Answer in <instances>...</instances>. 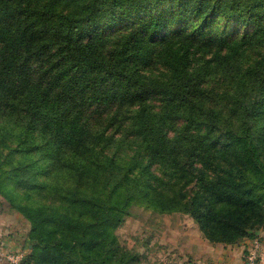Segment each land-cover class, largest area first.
I'll return each instance as SVG.
<instances>
[{"label":"trees","instance_id":"1","mask_svg":"<svg viewBox=\"0 0 264 264\" xmlns=\"http://www.w3.org/2000/svg\"><path fill=\"white\" fill-rule=\"evenodd\" d=\"M162 5L138 28L107 34ZM216 19L252 31L235 40L219 39L210 59L196 65L204 56L196 58L190 34L169 28L181 30L190 22L207 26ZM248 51L257 57L244 65ZM140 64H159L168 74L147 80L138 75ZM218 71L230 72L233 86L223 128L220 109L204 103L203 86ZM151 96L163 102L158 112L145 104ZM95 103L129 112L134 107L120 120H128L140 137L138 147L149 163L166 164L170 178L195 182L205 197L157 200L165 210L189 213L216 243L235 244L264 227V0H0V132L4 124L25 128L24 134L41 125L42 134L59 148L78 149L84 160L71 163L76 170L94 162L111 175L119 171L115 183L125 190V205L148 201L147 191L129 177V167L116 166L109 156L102 163V151L93 142L98 134L88 130L81 115V106ZM181 118L185 130L170 135L167 123ZM219 160L226 163L222 179L208 174ZM149 168L144 167L148 174ZM10 174L18 184L40 185L32 171L15 167ZM78 196L92 211L90 219L16 207L31 223L35 264H139L128 250L112 261L118 247L107 235L123 223L125 209L87 193ZM47 224L72 239H42L38 231Z\"/></svg>","mask_w":264,"mask_h":264},{"label":"rangeland","instance_id":"2","mask_svg":"<svg viewBox=\"0 0 264 264\" xmlns=\"http://www.w3.org/2000/svg\"><path fill=\"white\" fill-rule=\"evenodd\" d=\"M163 7H157L150 14L132 17L109 29L107 34L115 37L131 28H138ZM169 30L190 34L189 39L196 44V58L204 56V59H197L196 65L210 59L219 39L235 40L252 31L239 23H227L222 19L210 21L207 26L190 22L184 24L181 30L179 26H171ZM256 57V51H248L243 58L244 65ZM167 74V70L159 64H140L138 67V75L147 80L163 79ZM203 87L204 103L207 107L220 109L219 123L223 128L225 118L233 106L230 98L233 91L230 72L218 71ZM97 104L81 106V115L86 118L88 130L98 134L93 142L97 141L96 150L102 151V163L104 156H109L116 166L129 167V177L147 191L148 201L135 199L125 205V190L115 183L120 181L119 171L111 175L102 164L94 162H88L85 169L76 170L71 163L84 160L78 149L69 145L59 148V144L48 134H42L41 125H36L32 133L24 134L21 131L25 132V128L4 124L2 127L5 132H0V264H35L31 257V223L17 210V206L41 212L63 213L81 220L90 219L92 211L79 202V193H87L95 199L109 200L126 211L120 227L108 231L107 239L113 238L118 247L112 256L113 262H117L123 250H128L137 254L139 264H196L191 256L192 248L201 241L216 242L209 241L204 236L189 213L167 211L157 200L174 198L187 201L202 200L205 197L195 182L170 178L166 164L149 163V156L144 149L138 147L140 137L133 134L128 120H120L124 114L132 115L134 107L129 112L118 110L115 105L105 108ZM145 104L158 112L163 102L159 96H151ZM261 122H258V126ZM185 124L184 118L167 123L169 134L183 132ZM202 131L206 132L204 129ZM18 133L21 136H17ZM107 139H111V142L107 143ZM146 164L150 166V174L144 169ZM225 165L223 160L217 161L212 170L208 171L209 176L222 179ZM15 167L32 171L40 185L28 187L18 184L10 174ZM263 231L264 227L256 228L250 238L259 241L262 253ZM38 232L44 240L72 239V234L54 224L44 225Z\"/></svg>","mask_w":264,"mask_h":264},{"label":"crops","instance_id":"3","mask_svg":"<svg viewBox=\"0 0 264 264\" xmlns=\"http://www.w3.org/2000/svg\"><path fill=\"white\" fill-rule=\"evenodd\" d=\"M264 234V231L262 232ZM251 239L245 238L235 244L210 243L201 241L191 247L192 260L196 264H244V254ZM257 264H264V253Z\"/></svg>","mask_w":264,"mask_h":264},{"label":"built area","instance_id":"4","mask_svg":"<svg viewBox=\"0 0 264 264\" xmlns=\"http://www.w3.org/2000/svg\"><path fill=\"white\" fill-rule=\"evenodd\" d=\"M262 256L261 244L258 240L253 239L246 248L244 254V264H257Z\"/></svg>","mask_w":264,"mask_h":264}]
</instances>
